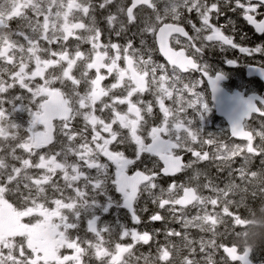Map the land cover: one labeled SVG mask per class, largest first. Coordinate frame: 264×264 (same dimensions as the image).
<instances>
[{
	"label": "flooded vegetation",
	"instance_id": "obj_1",
	"mask_svg": "<svg viewBox=\"0 0 264 264\" xmlns=\"http://www.w3.org/2000/svg\"><path fill=\"white\" fill-rule=\"evenodd\" d=\"M90 1L92 10L89 12V17L73 18V20L81 19L80 22H74L78 23L75 27L78 30H74L78 34H71L70 37L62 39H53L49 35L39 41L31 53H28L24 47L17 50L11 43L4 41L3 28L16 29V27L8 24L9 19H0V102L6 99L2 93L10 92L17 85L29 89L32 93L24 100L28 113L25 117L27 124L9 118L8 108L15 101H10L9 106L0 111V180L8 179L9 185L16 182V188L23 195L24 200L30 203L31 209L24 212L22 218L28 222L33 217L39 216L42 223L32 229L28 226H16L18 204L9 199L7 186H0L2 195L0 221L2 217L13 216L7 235L13 231L16 233L15 236L28 232V236L34 238L30 239V246L35 249L38 257L43 256L50 247L51 258L56 257L57 260L67 264L69 261L72 264H84L76 257L82 252L79 243L84 240H96L99 244L115 246L117 242H114L117 237L119 238L118 233L103 235L101 222L104 219L110 222L118 220L121 223L123 218L130 214V210L122 202V196L113 193L110 198L111 203L108 205L111 211L99 220L102 215L100 210L102 201L100 195H96V188L103 184L110 189V186L115 184L118 191L125 192L128 204L138 196L137 207L146 204L152 209L156 203L164 206L167 203L165 197L151 203L148 196L149 189L145 187L158 171H162L161 164L150 155L151 142L156 137L174 142L177 148L169 152L172 157H180L177 151L179 149L197 148L195 145L183 146L180 143L181 133L185 130V123L182 121L184 122L189 97L199 87V85L193 87L192 79L190 77L185 79L184 75L191 70L190 65L194 63L188 61L189 63L184 67L186 72L174 67L167 68L176 77L174 91H178L179 96L172 97L173 100L168 102V108L163 113L152 96L156 93L149 90V84L148 89H143L142 86L131 81L127 74V64L132 55L121 52L116 37L119 36L122 43L128 35L135 33L136 43H139L143 40L142 31L145 28L152 29L153 34L165 24L183 28L185 4L202 5L204 0H138V4L133 9L136 26L131 29V33H119V25L115 23L110 28L96 7L98 0ZM69 2V6L74 9L77 2L75 0ZM112 3L114 6L109 11L115 12L117 8H127L128 0H112ZM168 6L170 10L166 14L162 10ZM15 13L24 19L30 14L26 9L15 11L12 13V18L15 17ZM232 17H235L233 22ZM256 19H264V16H257ZM120 20L124 21L123 14L120 15ZM220 20L224 26L222 30L226 35L234 38L237 47L255 48L264 45V34L261 35L260 40L238 11L228 12ZM25 25L26 23H20L19 26ZM238 26L240 28H237ZM225 29L232 34L227 33ZM186 30L191 32L188 26ZM73 35L75 37L71 39ZM78 35L81 37H77ZM175 44L180 51L184 50L188 57L195 60L190 55L191 48L196 46L195 43L186 42L179 36L175 39ZM181 56L186 58L184 54ZM206 59L212 68H216L214 71L222 74V70L219 69L228 70L222 74L224 78L219 82L218 92H213L210 83L201 86L200 95L208 103L215 125L219 127L220 122H224L227 126L225 120L215 111L214 95L230 98L231 103L239 111V117L246 110L249 102H264V83L253 77H250L246 84H241L238 80L240 73L242 71L245 73L247 66L256 65L257 59L264 62V55L256 53L250 56L241 54L236 48L218 45L207 52ZM229 60H238L239 63L232 66L227 62ZM256 66L259 67L260 64ZM93 69L96 70L95 77H91ZM105 69L108 70L107 76L104 74ZM113 75L116 79L109 84ZM193 75L197 79L200 78L199 73ZM244 76H247L246 73ZM85 78H90L89 86L84 85ZM68 81L72 83L69 84ZM72 85H75V88ZM14 94L17 99L20 98V93ZM259 111L260 109L253 107L247 113L248 119L243 120L242 123L244 138L246 132L253 133L251 140H241L245 143L243 145L250 148L264 140V131L258 130L262 122L257 116L252 115V112ZM161 113L168 123L150 140L147 125L149 121L154 124L159 123ZM12 115L16 114L12 113ZM261 115L264 116V113ZM30 123H35L33 130H30ZM200 124L204 130L210 128L206 119L200 121ZM222 133L225 135L224 132ZM144 135L147 137L143 141L145 150L132 159L134 155L132 140L136 136ZM118 141L122 150H113V145ZM20 148H23V152L19 151ZM200 151L204 149L200 147ZM38 156L39 160H37ZM183 164L185 170L182 173L175 174V177H161L155 180L151 190L160 194L161 191L166 190L164 187L177 182L168 189L175 193L181 192L186 186L184 179L188 178L187 175H191V170L187 169L188 165H185L184 161ZM137 165V170L133 173L132 168ZM9 168L13 169L11 176L8 175ZM113 176H115L114 180ZM217 177H220L218 173L217 176H210V179ZM19 199H22L21 196ZM171 200L179 201V198L173 196ZM84 205H95L99 210L84 209ZM152 228H159V222L149 225V230ZM162 231L159 229L158 235L146 233L156 237L155 245L147 247L155 254L157 249L161 251L167 245ZM244 235L251 237L252 233L246 232ZM255 238L258 239L253 245H247L251 246L248 247L250 249H257L254 259L256 264H259V260L264 257L258 254V250L264 249V240L263 242L261 238L259 240L257 234H254ZM69 247L73 250L71 255L66 254ZM174 251L175 249L173 256ZM158 258L159 264H171L170 261L162 262L160 256ZM215 259L214 264H217L221 259L219 252Z\"/></svg>",
	"mask_w": 264,
	"mask_h": 264
},
{
	"label": "rangeland",
	"instance_id": "obj_2",
	"mask_svg": "<svg viewBox=\"0 0 264 264\" xmlns=\"http://www.w3.org/2000/svg\"><path fill=\"white\" fill-rule=\"evenodd\" d=\"M75 1L77 2L76 7L69 9V0H11V9L5 8L0 12V17L10 19L12 18V13L15 11L26 9L30 14L22 23H28V27L24 28L20 26L18 29L19 34H15L17 28L8 29L4 27L2 31L4 41L11 43L17 50L24 47L28 53H31L37 43L49 35L53 39H62L70 37L71 34H78L77 31H74L78 30L75 28L77 23L75 24L74 22H77L79 19L73 20V18H87L92 9L90 0ZM142 33L144 55L139 57V59L143 63L145 59L149 61L144 64L149 67L151 90L156 93L152 94V96L160 110L164 113L168 108V102L173 100L172 97L178 98L179 96L178 91H174L176 77L169 71L165 79L161 78L164 65L156 58L154 46L152 48L147 47L153 37V30L145 28ZM74 37L73 35L71 39ZM77 37L80 38L81 35ZM137 46H139V43H137ZM154 65L158 67H153ZM205 119L210 128L203 129V133L197 135L198 141L204 139V134L206 133L216 134L218 151H216L214 159L209 158L213 155L212 151L209 150L208 156L201 157L200 160L188 164L187 169L191 170V175H187L188 178L183 181L186 185L197 189L198 200L192 206L183 208L179 206L178 201L171 200L173 196L179 198L182 191L175 193V191H170L166 186L164 187L166 189L164 192L161 191L160 194H156L155 191L150 189L148 196L151 203L160 201L162 197H165V201H167L165 206H162V213H164L162 219L166 220V223L163 225L164 227L161 228L159 222V228L163 230V239H165V245H167L161 251L157 249V251H160V255L157 254V251V255L152 251L144 255L134 253L129 263L159 264L158 256H160L162 257V262L165 263L170 261L171 264H189V260L183 254L189 251H198L199 254H213L212 260L208 264H214L216 254L221 248L225 250L229 242L232 244L231 247H228L229 252H234L237 246H246L245 248H248L247 244L253 245L255 239L250 243L246 242V236L244 235L246 232L252 233L251 238H254V234H257L263 242L264 219H259V217H264V212L261 211V205H264V167L256 164L255 157L264 152V140L259 141L257 146L255 145L250 148L243 145L245 144L243 141L232 139L228 134V128L224 122H220L219 127L215 125L210 112ZM167 123L168 121L164 117V114L157 124L149 121L147 125L150 129L148 136L151 139L155 137L157 131L161 130ZM182 123L184 122L182 121ZM34 127L35 123H30V130H33ZM194 135H196L194 129H189L185 125V130L181 133L182 145L197 146V142L191 140ZM145 139H147L145 135L133 138V154L135 156L144 152L143 141ZM200 147L204 149L203 145H200ZM237 164H241L243 167V171L239 177L235 172L231 171ZM213 173H218L220 177L211 180L210 175ZM216 182L221 184H217ZM12 190L16 193V197L19 198L21 196L22 198L16 202L18 204L16 209V226H28L31 227L29 229H32L37 224H41L42 220L26 222L22 218V214L31 209L30 203L24 200L18 188L15 187ZM160 195L162 196L158 197ZM1 199L2 195L0 194V201ZM21 203L25 207L21 208ZM83 208L94 211L99 210V207L95 205H84ZM66 209H68L67 206ZM74 209L72 208V210ZM130 222L131 215L129 214V216L123 218L121 225H130ZM104 223L114 222L103 219L101 222L102 234L110 235L113 232L118 233L119 238L117 237L114 242L117 243L113 247L99 244V241L96 242V240H84L79 243L82 252L76 257L81 259L84 264H89V259L92 256H95L102 263L110 261L113 264H125L129 251H133L142 245L148 247L149 243L152 247L156 243L155 236L138 231H132L130 234L131 239L129 240V233L125 232L122 234L115 227L109 231L108 228L103 226ZM228 229H233L235 234L229 235ZM166 230L167 235H165ZM15 234V231H13L7 237L8 241L3 240L1 243L14 248L17 245L13 240ZM22 234H26V232ZM123 251L126 252L118 257V253ZM153 259L156 260V263L152 262ZM206 259L194 257L192 258V264H205ZM35 260L36 264L38 262H46L45 258L38 257L36 251ZM49 263L67 264L57 260L56 257L51 258Z\"/></svg>",
	"mask_w": 264,
	"mask_h": 264
},
{
	"label": "snow or ice",
	"instance_id": "obj_3",
	"mask_svg": "<svg viewBox=\"0 0 264 264\" xmlns=\"http://www.w3.org/2000/svg\"><path fill=\"white\" fill-rule=\"evenodd\" d=\"M114 5L112 0H98L96 7L100 10L103 15L104 22L109 25V27H113L114 23L118 24V32L119 33H131V29L136 26V20L133 18V9L135 8L134 0H128L127 8H117L115 12L109 11ZM5 8L11 9V0H0V12H2ZM170 10V6L166 7L162 11L167 13ZM239 12L240 15L254 28L257 32L264 34V19L257 20V16H264V0H204L202 5H198L196 3L185 4L184 13L185 19L183 21L184 31L187 33L186 36H183V40L188 42L195 43L196 46L191 48L190 55H192L197 61L199 67L195 69L189 70L188 73L184 74L185 79L189 77L192 79L193 87L199 85L197 91L189 97L187 111L184 114V123L189 129H194L196 135H194L191 140L197 141V135L203 133V128L200 124V121L204 120L209 113V105L205 101L204 97L200 95L202 89L201 86L204 83H210L212 90L214 93L219 91V82L224 78L222 74L214 71L211 65L207 63L206 54L209 50L213 49L218 45H222L225 48H236L241 54H246L253 56L256 53H260L264 55V45L256 46L255 48L239 46L237 47L236 42L232 36L226 35L222 30L224 28L223 25H219L218 21L225 16L228 12ZM123 14L124 21L120 20V15ZM2 19V17H0ZM24 21V17L16 16L12 19L8 20V24L15 26L17 28V32L15 34H19L18 29L20 23ZM229 23H231L229 21ZM186 26L190 27L191 32L186 30ZM220 33L221 35H217ZM180 35L179 33L177 34ZM155 38V36H153ZM116 43L119 44L120 50L124 54H130L136 56L138 58L143 56V48L144 41H139V46L136 43L135 33H131L128 35L123 42H120L119 36L116 37ZM115 54V53H114ZM147 59L144 60V63H148ZM230 65L235 66L238 65V60H229L227 61ZM67 65H65L66 67ZM153 67H158L154 65ZM258 69H264V62L260 63ZM199 73L200 78L197 79L193 74ZM82 74V73H81ZM104 74L107 76L108 70H104ZM96 70L93 69L91 72V77H95ZM113 83L116 79L115 75L111 76ZM206 78V79H205ZM27 83V82H26ZM39 83H43V81H39ZM71 84V81H68ZM84 85H90V78H85ZM35 87V85H33ZM75 88V85H72ZM20 93V98L17 99V96L14 93ZM6 99L4 102H0V111H3L6 107L9 106L10 101H15V103H11L8 108V115L10 119L19 120L22 123L27 124L28 121L25 117L28 115L27 108L25 107V97L31 96V91L27 88H21L19 85L16 86L15 89H11L8 93H2ZM188 95V93H185ZM35 107V106H33ZM260 109L259 112H252L253 116H257L259 121L264 122V116L261 113H264V102H249L247 104L246 110L242 113L240 117H238L232 124V128L239 127L243 120L248 119L247 113L253 108ZM12 113L16 115L13 116ZM162 117L163 114L161 113ZM194 122V123H193ZM155 126V125H154ZM259 131H264V123L261 124V127L258 129ZM150 131V129H149ZM231 134V130H230ZM187 135V133H185ZM151 139V137H149ZM200 145L204 146V151H200ZM113 150H122V147L119 141L113 145ZM209 150L212 151L213 155L209 157L210 159L215 158V153L218 151L217 144V136L216 134L206 133L204 134V139L197 141V148L191 149L188 147L177 150L181 159L184 161L185 165L192 163L193 161H198L201 157L208 156ZM19 151L23 152V148H20ZM199 153L197 155L196 153ZM187 157V159H186ZM132 159H135V155L132 156ZM39 160V156L37 157ZM255 162L257 165L264 167V153H260L255 157ZM137 166H133L132 172L135 173L137 170ZM219 171V169H217ZM99 171V169H96ZM143 171H149L148 169H143ZM231 171L235 172L239 177L243 171V167L241 164H237L235 168ZM13 173V169L9 168L8 175L11 176ZM231 174V173H230ZM176 175H166L163 171H158L156 176L153 179L148 181V184L145 185L149 190L151 189V185L155 180H159L161 177H175ZM94 179V178H93ZM115 179V176L112 177ZM177 182L170 183L167 187L171 188L173 184ZM182 183V182H181ZM0 186L9 187V199L13 200L14 203L19 199L16 197V193L12 190L16 187V182H13L11 185L8 183V179L0 180ZM92 187L91 185L89 186ZM113 193H116L123 198V204L130 210L131 222L130 225H121V223L117 220L114 223H104V227L108 228L109 231L115 227L119 229V231L123 234L125 232L129 233L128 239H131V232L138 231L140 233H149L159 234L160 228H152L149 230V225H153L155 222H160L161 228L164 225V220L159 218L163 211V207L156 203L155 206L150 209L146 204L143 207H137L138 204V196L137 199L133 200L131 204L126 203V194L125 192H121L117 190V185L112 184L109 188H106L103 184L100 187L96 188V195H100L101 198V206L100 210L102 215L99 217V220L111 211L108 205L111 203V196ZM103 194V195H101ZM95 198V197H93ZM20 207L23 208L25 205L23 203L20 204ZM165 235H167V230L165 231ZM232 244L229 242L228 247H231ZM148 247H151V244H148ZM240 252V256L235 261L229 259L224 252V249L221 248L219 251L221 259L217 262V264H224L225 260H227V264H256L254 256L257 249L245 248L237 246ZM72 248L69 247L66 250L67 255L72 254ZM207 259L205 264H208L212 260L213 254H206ZM0 264H36L35 260V249H31L26 246L24 239H21L19 243L13 248L10 246H6L4 244H0ZM69 264H72L69 261ZM189 264H192V259H189ZM259 264H264V258L259 260Z\"/></svg>",
	"mask_w": 264,
	"mask_h": 264
},
{
	"label": "water",
	"instance_id": "obj_4",
	"mask_svg": "<svg viewBox=\"0 0 264 264\" xmlns=\"http://www.w3.org/2000/svg\"><path fill=\"white\" fill-rule=\"evenodd\" d=\"M135 6L136 4H138V0H134ZM177 30L173 29L170 26H163L160 30V36L162 37H166L169 36L170 34L176 33ZM179 34H184V33H179ZM226 107V113L227 114H231L232 116L237 117L238 116V110L234 109L230 106L228 101H223ZM221 113V112H219ZM233 122L229 121V125H230V130H231V135L236 138V139H242L243 138V130L241 125L239 127L236 128H232ZM161 157V159L163 160V162L167 165V160L162 157L161 155H159ZM177 164V163H176ZM165 174H169V170L165 169L163 171ZM194 196L192 194H185L184 197L181 200V204L182 205H189L192 203V201L194 200ZM228 255L230 256L231 259H237V257L235 256L234 252H229L228 251Z\"/></svg>",
	"mask_w": 264,
	"mask_h": 264
},
{
	"label": "bare ground",
	"instance_id": "obj_5",
	"mask_svg": "<svg viewBox=\"0 0 264 264\" xmlns=\"http://www.w3.org/2000/svg\"><path fill=\"white\" fill-rule=\"evenodd\" d=\"M231 20L233 22L235 20V17H232ZM237 28H240V27L238 26ZM245 29H247V27H245ZM168 74H169V70L167 68L163 69L162 72H161V78L165 79L168 76ZM262 123H264V122H262ZM259 127H261V125H259ZM227 232L229 233V235L235 234V231L233 229H228ZM263 233H264V231H263ZM253 239L254 238H251V237H245V240H246L247 243H250ZM256 239H258V238H255V240ZM259 240H260V238H259ZM198 254H199L198 251H194V252L193 251H189L188 253H184L183 255H184L185 258H187V260H189L190 258L192 259L194 257L195 258L199 257L200 254L199 255ZM258 254L264 257V249H259L258 250ZM125 264H132V263L126 262Z\"/></svg>",
	"mask_w": 264,
	"mask_h": 264
},
{
	"label": "clouds",
	"instance_id": "obj_6",
	"mask_svg": "<svg viewBox=\"0 0 264 264\" xmlns=\"http://www.w3.org/2000/svg\"><path fill=\"white\" fill-rule=\"evenodd\" d=\"M261 211L264 212V205H261Z\"/></svg>",
	"mask_w": 264,
	"mask_h": 264
}]
</instances>
